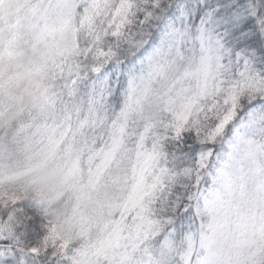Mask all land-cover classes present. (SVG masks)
Wrapping results in <instances>:
<instances>
[{
	"label": "snow or ice",
	"instance_id": "1",
	"mask_svg": "<svg viewBox=\"0 0 264 264\" xmlns=\"http://www.w3.org/2000/svg\"><path fill=\"white\" fill-rule=\"evenodd\" d=\"M0 264H264V0H0Z\"/></svg>",
	"mask_w": 264,
	"mask_h": 264
}]
</instances>
